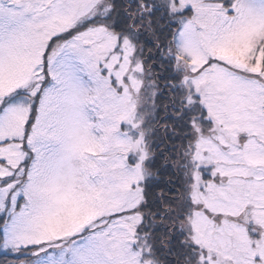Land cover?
<instances>
[{"label":"snow or ice","instance_id":"snow-or-ice-1","mask_svg":"<svg viewBox=\"0 0 264 264\" xmlns=\"http://www.w3.org/2000/svg\"><path fill=\"white\" fill-rule=\"evenodd\" d=\"M0 264H264V0H0Z\"/></svg>","mask_w":264,"mask_h":264}]
</instances>
